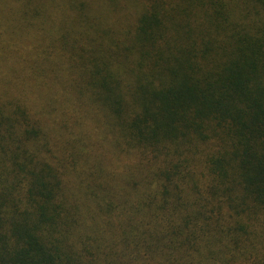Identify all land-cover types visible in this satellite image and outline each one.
Listing matches in <instances>:
<instances>
[{
  "label": "trees",
  "instance_id": "trees-1",
  "mask_svg": "<svg viewBox=\"0 0 264 264\" xmlns=\"http://www.w3.org/2000/svg\"><path fill=\"white\" fill-rule=\"evenodd\" d=\"M2 6L0 264H264V0Z\"/></svg>",
  "mask_w": 264,
  "mask_h": 264
},
{
  "label": "rangeland",
  "instance_id": "rangeland-1",
  "mask_svg": "<svg viewBox=\"0 0 264 264\" xmlns=\"http://www.w3.org/2000/svg\"><path fill=\"white\" fill-rule=\"evenodd\" d=\"M6 0H0V6L3 8V3L5 2ZM9 3H11V5L12 4H14V5H20V0H15V2L13 3V0H9ZM53 6V8L52 7H50L51 9H50V19H54L55 20V18L57 17V12H56V9H55V6L54 5H52ZM0 17H2L1 16V14H0ZM5 30V26H4V22H3V26L2 27H0V31H4ZM10 39V37H8V34H3V35H1L0 36V50H1V48H6L7 46V44H8V42L10 41L9 40ZM17 41V45H20V44H23V41H19L18 39L16 40ZM2 44H4L3 46H1ZM16 44H12L11 45V47H13V46H15ZM1 53H4L3 51H0ZM67 89H64L63 91H62V93H64L65 91H66ZM67 94V93H66Z\"/></svg>",
  "mask_w": 264,
  "mask_h": 264
}]
</instances>
